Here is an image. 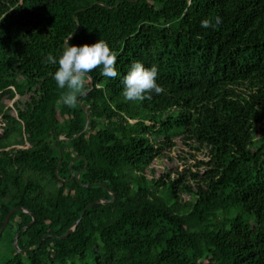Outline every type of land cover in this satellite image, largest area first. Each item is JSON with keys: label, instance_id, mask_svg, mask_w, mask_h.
Segmentation results:
<instances>
[{"label": "trees", "instance_id": "trees-1", "mask_svg": "<svg viewBox=\"0 0 264 264\" xmlns=\"http://www.w3.org/2000/svg\"><path fill=\"white\" fill-rule=\"evenodd\" d=\"M118 1L0 0V229L13 208L36 217L23 231L33 217L12 215L0 264H264V0ZM70 35L117 55V77L88 73L94 88L75 107L53 78ZM136 62L157 67L162 94L124 98ZM80 103L90 125L75 138ZM154 130L188 133L213 169L194 187L149 180L163 152Z\"/></svg>", "mask_w": 264, "mask_h": 264}, {"label": "clouds", "instance_id": "clouds-1", "mask_svg": "<svg viewBox=\"0 0 264 264\" xmlns=\"http://www.w3.org/2000/svg\"><path fill=\"white\" fill-rule=\"evenodd\" d=\"M222 24V19L216 17L215 24L209 19L201 21L204 29H213ZM71 35L64 42V50L58 60V70L54 74V80L58 88L66 89L61 96V102L68 107H75L78 95L83 96L88 92L86 85L91 78L87 75L97 68H101V75L106 78H116L117 55L104 40L89 46H69ZM46 63L56 64L57 60L51 54L47 56ZM158 69L155 66L145 68L136 62L124 77L123 96L127 101L143 102L152 99V93L160 95L164 88L157 84Z\"/></svg>", "mask_w": 264, "mask_h": 264}, {"label": "rangeland", "instance_id": "rangeland-1", "mask_svg": "<svg viewBox=\"0 0 264 264\" xmlns=\"http://www.w3.org/2000/svg\"><path fill=\"white\" fill-rule=\"evenodd\" d=\"M19 99V97H18ZM17 99V100H18ZM23 102L26 99H22ZM135 123V122H131ZM3 124H0V133L2 132ZM258 128H264V122L258 125ZM158 130V128H157ZM156 130L150 134V137L156 145L163 144V152L152 164L146 168V177L153 181H180L184 177L185 183L190 186H196L195 175L201 176L207 171L213 169L209 163L211 162L210 151L207 148L201 147L195 140L189 139L188 133L167 138L164 135H155ZM261 137L256 138L253 151H258ZM181 198L183 202L195 200V197L186 191L182 192ZM2 241L0 246H5ZM6 253V251H4Z\"/></svg>", "mask_w": 264, "mask_h": 264}, {"label": "water", "instance_id": "water-1", "mask_svg": "<svg viewBox=\"0 0 264 264\" xmlns=\"http://www.w3.org/2000/svg\"><path fill=\"white\" fill-rule=\"evenodd\" d=\"M121 1H122V0H119V1H118L117 6L120 4ZM93 88H94V82H93V80L91 79V88H90V90H92ZM90 90L87 92V94L90 92ZM87 94H86V95H87ZM83 96H84V95H83ZM80 97H82V96H80ZM80 105H81L82 109H83V110L85 111V113H86V125H85L84 130H83L79 135H76L75 138H78V137H80L81 135L85 134V133L88 131V128H89V125H90V115H89V113H88V110H87V108L85 107V105H84L83 103H80ZM64 139H65V138H60V140H64ZM59 153H60V161H59V164H58V167H57V171H56L57 175H58V172H59V170H60V167H61V164H62V161H63V154H62V151L59 150ZM87 164H88V163H87ZM72 176L74 177V176H75V173H73ZM79 177H80V174L77 175V180H78V181H79ZM90 186H91V185H87V187H90ZM113 199H115V196H114ZM104 202H105V200H100V201H97V202H93V203H91V204L86 208V210L89 209L90 207L94 206L95 204H100V203H104ZM86 210L83 212V215L85 214ZM17 211H20V212H23V213L29 214V215H31V216L33 217L32 222H31L27 227H25V228L23 229V231L27 230L28 228H30V227L35 223V221H36V217H35V215H34L32 212H30V211H28V210H26V209H24V208H22V207L13 208V209H11L10 212L7 214V216H6L5 220H4L3 226H2L1 229H0V238H1V236L3 235L4 231L6 230V228L8 227L12 215H13L15 212H17ZM80 222H81V219L78 220V221L74 224V226H73V227L67 232V234H65V235L62 236L61 238H62V239H66V238L69 237L72 233H74V232L76 231V229H77V227H78V225H79ZM23 231H22V232H23ZM22 232L17 233V235H16V237H15L14 245H15L16 249H18V247H19V246H18V245H19V238H20ZM48 237H55V238H58V236H55V235H49V236H46V237L43 238V240L41 241V243H40L39 246H41L42 242H43L46 238H48ZM38 248H39V247H38ZM18 251H19V252H23V253L26 252V251H22V250H20V249H18Z\"/></svg>", "mask_w": 264, "mask_h": 264}]
</instances>
